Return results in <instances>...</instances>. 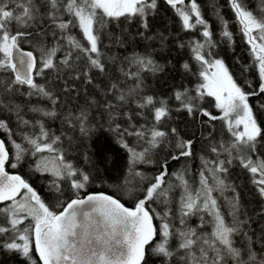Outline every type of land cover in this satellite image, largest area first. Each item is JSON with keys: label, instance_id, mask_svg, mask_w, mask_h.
Instances as JSON below:
<instances>
[{"label": "snow or ice", "instance_id": "6c2138e0", "mask_svg": "<svg viewBox=\"0 0 264 264\" xmlns=\"http://www.w3.org/2000/svg\"><path fill=\"white\" fill-rule=\"evenodd\" d=\"M166 2L175 9L184 30L191 31L198 28L202 30L199 36L189 39L187 47L191 48L194 59L200 66L199 77L203 82L196 86V97H188L186 102L187 90H185L183 93L177 91L175 98L181 101L189 114H193L194 109L197 108V105L192 103L193 100L197 98L203 100L205 95L213 97L215 107L223 112L224 118L235 113V119L228 121L229 131L234 140L228 145L223 143L220 145V149H223L228 155L227 160L219 158L220 149L216 146L211 148V151L217 154L215 160L206 159L203 156L200 158L203 162V168L199 172L200 187L195 190L194 194L190 191L189 182L185 180L183 174H175L177 180L180 181L179 187L183 189L179 197L180 224L187 225L186 217L207 210L212 217L211 235L199 233L196 227L173 231L172 226L166 222L169 213L165 212L162 218L165 222L161 226L162 239L155 244L152 251L162 254L164 257L178 255L183 264H264V255H258L253 250V237L248 230L244 229L245 225L251 229V217L245 213V218L241 219L238 215L240 212L239 203L229 201L231 205L229 214L232 216V223H227L220 211L217 199L213 196L215 191L223 194L224 191L231 189V185L227 184L223 178L224 174L228 173V168L225 165L239 160V164L251 173L252 183L256 186L260 197L264 198V157L258 153V145L264 140V130L259 126L249 103L250 97L264 95V17L258 19L254 16L252 11L247 10L243 0H229L231 10L241 26L242 34L250 45L254 57L252 68L255 69L259 81L256 85L249 84L248 87L251 91H246L234 79L225 62L217 58L218 53L213 51L218 47V43L214 39L210 24L204 18L197 0H191L188 5H185V0H166ZM157 5L158 0H47L48 11L41 13L34 0H0V73L10 71L14 74V79L0 77V80L3 81L0 84V111L14 115L22 126L30 125L31 121L22 115V105L25 104V101L16 99L17 96H22L27 97V103L30 105L29 111L41 113L45 117L56 116L55 111H48L36 104H31L33 96L38 99H47L53 105L57 103L58 99L45 85L34 82V76H43L45 69H58L59 65H63L70 70L69 76L75 71L77 79L80 76H86L87 83H92L88 72L80 70L81 64L78 62L82 61L84 57L79 53H84L87 57L83 65L84 68H88L90 64L91 68L105 72V65L101 62L103 55L101 38L98 35L99 30L106 26L105 18L119 20L121 17L138 16L142 18V27L148 30L147 17L154 14ZM65 13L71 19H64ZM45 15L50 18L51 24L58 28L61 34L57 37L56 31L49 32L43 25H37L36 34L38 36L46 37L50 34L54 40V46L39 48L41 56L37 58L33 51L23 50L21 43L32 42L29 38L33 37L34 33L29 29L34 27V22L38 17L43 20ZM216 15L222 25L220 35L231 41L233 35L228 30V21L220 14L219 10L216 11ZM14 25L17 26L15 30H13ZM72 28H79L87 41V46L71 33ZM254 30L259 31V36L253 35ZM139 34L145 40L158 39L161 44L167 40L163 34L155 37L145 35V33ZM62 41L66 42V49ZM116 43L122 47L125 46L123 39L117 38ZM180 46L186 47L183 43ZM61 51L64 52V55L57 63L56 58ZM74 53L76 54L74 55ZM93 54L95 55L93 56ZM112 59L115 62L118 58ZM123 62H127L129 66L128 71H125L123 67L120 68L125 80L114 77L118 83H113L112 89L119 87L120 94L116 96L114 92L113 95L119 101L126 102L128 97L135 94L141 87L143 81L140 79V74L142 71L155 72L161 69L153 59L152 53H149L147 49L143 54L134 51L130 56L125 55L121 60V63ZM133 67H135V71L131 70ZM183 68L190 70V65L184 63ZM129 78L132 80V85L125 83ZM24 86H27L29 91H23ZM142 99L144 102H138L137 107L152 106L156 124H159L162 118L168 115V108L163 101L160 102L159 107H156L153 96L146 95ZM92 103L97 108L101 107V104L95 100ZM104 106L109 110V124L111 125L118 113L111 111L113 105L110 101H105ZM91 107L92 105L88 104L86 97L84 104L77 105L68 111L65 120L69 123L78 122L81 133L87 135L90 130L88 124ZM260 107L264 108V103H261ZM201 111L202 115L208 116L210 119H217L208 111ZM138 115H144V113H138ZM129 120L131 121V117ZM36 123L40 126L39 136L32 138L24 134L23 139L31 146L30 154L36 158V171H49L48 165L40 162L43 157L37 154L43 153L45 150L52 152L53 144L60 138L55 137L51 143H40L39 140L48 137L49 133L41 121L38 120ZM241 125L243 131L233 130ZM0 130L8 134L9 142L13 148V151L10 152L5 141L0 140V202H12L8 208L3 210L6 212L10 210L11 213L9 221L11 227L0 226V234L10 233V236L2 241L3 247L20 253L21 257L25 258L29 264H37L30 254V242L34 233L35 251L42 264H141L146 255L145 246L154 238L152 217L146 210L145 204L158 197H164V203H169V192L171 188L175 187L171 184L162 187L166 183L165 176L168 175L167 159L162 165L163 171L155 175L154 182H151L144 190L145 195L135 203L134 210L124 207L118 200L110 196L89 195L86 200L72 199L63 208V211L57 214L46 206L37 192L20 175L10 174L6 170V166L16 169L28 150L12 138L13 132L7 120L0 119ZM108 130L116 132L119 142L130 153V165H135L137 162L151 163L150 160L145 159L149 148H145L143 152L135 151L124 143L125 133L129 136L139 137L151 148H155L162 143L163 138L168 136L167 132L158 130L156 125L147 127L145 124H141L137 128L132 123L128 128L121 129V125L116 124L115 128L110 126ZM171 132L179 138L180 133L176 128H172ZM193 143L192 140H178L176 147L180 151L173 154L171 159L179 160L182 156L193 155ZM252 153L256 154L255 158ZM206 172L211 175L215 182L214 185L209 184ZM51 175L53 176L52 186L61 194L62 188L59 183L61 180H70L71 188L75 189L77 193L85 188L90 180L87 174L78 173L71 163L62 162V166L51 169ZM136 175L143 176V173L137 172ZM232 190L235 191V189ZM18 197L19 199H17ZM85 204H91L93 211L98 212L102 217L105 226L103 235L93 234L89 231L90 214L87 212L84 213L85 223H77L76 209ZM28 218H31L34 223L20 228L19 225ZM200 222L201 226L205 223L203 216L200 217ZM236 235L246 239V248L237 247L234 240ZM173 237H178L180 240L176 253L168 247L169 241ZM257 242L264 248V225L261 226V235ZM114 245H123L124 250L118 251Z\"/></svg>", "mask_w": 264, "mask_h": 264}, {"label": "trees", "instance_id": "16d2710c", "mask_svg": "<svg viewBox=\"0 0 264 264\" xmlns=\"http://www.w3.org/2000/svg\"><path fill=\"white\" fill-rule=\"evenodd\" d=\"M258 7H252L253 0L249 5H245L247 10L252 11L253 15L258 19L264 17V2L259 0ZM45 2L44 9H40L41 13H47V0ZM202 9L204 18L209 22L211 31L214 34V38L219 36L222 25L219 17L216 15V11L219 10L220 14L228 21V30L232 33L235 39L233 46L230 44L218 43V47L213 49L218 53L217 58L222 59L225 62L226 67L233 75L234 79L243 86L246 91H251L248 87L249 84H258V76L254 68H252L253 55L251 53L250 45L246 42V38L243 36L241 26L238 24L234 12L231 10L229 0H197ZM188 2H186L185 5ZM181 7V6H179ZM64 19H71L66 13ZM107 21L106 26L99 30L98 35L101 38V62L105 65V72H101L99 69L91 68L90 64L88 68H84L83 65L87 60L84 53H79L84 59L78 63L81 64V71H87L91 76L92 83H87L86 76H80L76 78V72L73 71L69 76V69L63 65H59L56 69H45L43 76H34V82L43 84L51 91L54 97H57V103L53 105L51 101L47 99H38L33 96L31 98V104H36L39 107L47 109L48 111H55L56 116L45 117L41 113L29 111L30 105L27 103V97L17 96V101H25L22 105V115L25 119L31 121L28 126H22L16 120L14 115L7 113L6 111H0V119H5L9 122V127L13 132V139L17 143H20L22 147L28 151L25 153L23 160L16 169L6 166V170L10 173L20 175L29 185L37 192L42 201L50 210L59 213L62 208L70 200L83 196L87 193H104L110 195L119 200L123 205L127 207H134L139 198H143L145 195V189L154 182V177L148 181L143 180L142 177L136 175L138 166L144 164V162H137L135 165H130V153L119 142V138L116 132L109 131V127L115 128L116 124L121 125V129L128 128L130 124L134 123L137 128L141 124H145L147 127L156 125L158 130L165 131L168 136L163 138L162 143L158 144L155 148H151L144 140H141L137 136H129L126 133L123 136L124 143L133 148L137 152H143L145 148H149L147 157L151 158L150 168L156 173L163 171L162 165L164 161L168 160V175L165 176V187L167 182H171V185L175 187L171 188V194H169V201H177L180 204L179 197L183 192L182 187H179L180 181L177 180L175 174H183L185 180L189 182L190 191L195 193L199 185V172L196 169L203 168V163L199 166L196 164L198 158L202 156L206 159L215 160L217 154L211 151L213 146L220 149L221 143L228 145V137L234 140L232 133L229 131V120L235 119V113L230 117L224 118L223 112L215 107V101L212 97L205 95L203 100L199 98L192 101L197 104V108L194 109L192 116L186 113V110H174V104L181 103L176 100L175 94L177 91L185 92V90L191 91L194 97L196 94V86L203 81L199 77L200 66L194 59V54L191 48L187 47L188 41L193 36H199L201 29H194L186 31L182 28V21L176 14L175 9L167 6L162 0H158L157 9L154 14H150L147 17L149 29L145 30L142 27V18L121 17L119 20L105 18ZM43 25L49 32L56 31L57 37H59L60 30L55 28L51 24L49 17L45 15L43 20L39 17L34 22V27L29 29L33 31V37L29 40L21 43V48L27 51H33L34 55L39 58L41 52L39 48L41 46L52 47L54 46L53 37L49 34L46 37H40L36 34V26ZM16 25L13 26V30L16 29ZM71 33L80 40L82 44L87 46V41L84 39L82 32L79 28H72ZM139 33H145V35L159 36L163 34L167 37V40L161 44L158 39L145 40ZM117 38L125 41V46L122 47L116 43ZM67 48L65 41H62ZM181 43L186 47H181ZM145 49L149 53H152L153 59L160 67V71L150 72L142 71L140 79L143 81L140 88L137 89L135 94L128 97L127 101H119L116 96L120 94V88L112 89L113 83H118L114 77H119L120 80H125L120 72V68L123 67L125 71L129 70L127 62L121 63L122 58L125 55H131L134 51L143 54ZM229 49V50H226ZM76 53H74L75 55ZM64 55L61 51L58 53L56 61ZM95 54H93L94 56ZM112 58H118L113 62ZM188 63L190 70H185L183 64ZM131 70L135 71V67ZM195 73V74H193ZM0 77H11L14 79L13 74L8 72L0 73ZM3 81L0 80V84ZM126 84L132 85V80L129 78L125 81ZM23 91L27 92L29 89L24 86ZM126 91V89H125ZM116 93V96L113 93ZM146 95L153 96V101L156 107L160 106V102L163 101L168 108V115L163 117L159 124H156L154 120V108L148 106L146 108L137 107V103H143V97ZM87 97L88 104L92 105L90 108V121L88 124L89 132L87 135L81 133L78 122L73 121L69 123L65 120V115L70 109H74L77 105L84 104ZM189 96H185L187 102ZM97 101L101 104L100 108H97L93 101ZM105 101H110L113 105L112 112L118 113L115 120L109 124V110L104 106ZM199 105L201 108L199 109ZM249 103L253 108L254 115L258 121L259 126L264 130L263 122L258 115L259 110H264L260 107L261 103H264V95L260 97H250ZM201 110L208 111L212 116L217 119H210L208 116L202 115ZM185 111V113L183 112ZM138 113H144V115H138ZM78 115V112L76 113ZM131 117V121L129 120ZM41 121L44 124L45 130L49 133L48 137L41 138L40 143H51L52 139L59 137L60 139L53 144V151L37 154L43 159L40 161L42 164L51 165L54 167L49 168V171H36L35 163L36 158L30 153L32 151L31 146L23 139V135L27 134L32 138H37L40 133V126L36 121ZM102 125V126H101ZM223 128L226 132L227 139L222 141L216 138L213 133L220 134L222 132L220 128ZM172 128H176L180 133L179 138L171 132ZM237 131V128L233 129ZM239 131V130H238ZM0 139L5 141L6 147L10 152L13 151L12 145L9 142L8 134L3 130H0ZM178 140H192V153L189 157H181L179 160H172L173 154L179 153L180 149L176 147ZM29 145V146H25ZM258 153L264 157V140L258 145ZM253 158L256 154L252 153ZM220 159H228V155L223 149H220ZM63 163H71L74 169L80 173L83 172L90 177L89 182L85 188L79 190L77 193L75 189L71 188L70 180H61L59 183L62 188V194L58 193L52 186L51 181L53 176L51 175V169L58 166H62ZM228 168V173L224 174L223 178L226 183L231 185V189L226 190L221 194L219 191L213 193L214 198L217 199V203L220 206V211L224 216L227 223H232V216L229 214L231 211V205L229 201L238 202L240 205V212L238 215L241 219H244V214L247 213L251 217V229L244 226L245 230L249 231V234L253 237V250L258 255H264V248L257 242L258 237L261 235V226L264 225V198H261L256 186L252 183V175L244 169L239 160L234 161L232 164L225 165ZM140 167V166H139ZM209 184L214 185V181L210 174L206 172ZM75 178V177H74ZM73 178V179H74ZM82 180V177H80ZM232 189H235L233 191ZM24 190H22L23 192ZM238 193V200H237ZM19 199V197L17 198ZM158 202V203H157ZM12 203V202H10ZM161 203V204H160ZM164 197H158L154 200L147 201L145 207L149 211L154 226L156 228V238L154 241L146 247V255L141 264H167L168 260L161 254H157L152 251L157 242L162 239L161 226L165 222L162 220L166 210H171L170 205H165ZM9 203L0 205V226L10 228L9 223L11 219V213L4 214L2 211L4 208L9 207ZM159 213V215H157ZM169 215L166 218L172 229L180 224V221L173 222L170 218L172 211L168 212ZM260 214V215H257ZM204 217L205 223L201 226L200 217ZM186 227H196L199 233H207L209 236L212 232V217L206 210L199 212V215L186 217ZM34 223L31 218L23 221L20 228ZM185 226V225H183ZM209 229V231H208ZM10 233L0 234V264H29V262L22 258L20 253L10 251L2 246V241L7 239ZM34 235L32 234L30 242V254L37 261V264H42L39 255L35 251ZM237 247H247L246 239L240 235L234 237ZM169 259V258H168ZM169 261H172L170 258Z\"/></svg>", "mask_w": 264, "mask_h": 264}, {"label": "bare ground", "instance_id": "6f19581e", "mask_svg": "<svg viewBox=\"0 0 264 264\" xmlns=\"http://www.w3.org/2000/svg\"><path fill=\"white\" fill-rule=\"evenodd\" d=\"M246 1V4L247 5H249V3H250V1L251 0H245ZM260 1L259 0H253V2H251L252 3V7H258V3H259ZM245 4V3H244ZM245 4V5H246ZM246 5V6H247ZM219 33H221V29H220V31H219ZM218 43L219 42H221V43H227V44H230V45H228V46H233V43L235 42V39H238V37H235V38H233L231 41H228V40H226V39H224L221 35H219V36H217V37H215L214 38ZM226 50H229V49H226ZM187 96H189V97H194V95H193V93L191 92V91H188L187 92ZM197 105V104H196ZM198 106H199V109L201 108V105H199V103H198ZM174 107H175V111L176 110H186V113H185V111H183L185 114H188L189 116H192V114H189V112L187 111V108H185V107H183V105L181 104V103H175L174 104ZM258 115H259V117L261 118V121L263 122V127H264V110H259L258 112ZM221 129V131L222 132H219L220 134H218V132L217 133H213L214 135H215V137L216 138H219V140L221 139L222 141H225V139H227V135H226V132H225V130L221 127L220 128ZM227 141H228V143H230L231 141H232V139H230L229 137H228V139H227ZM25 146L27 147V146H29V145H26L25 144ZM189 157V156H188ZM146 160H150L151 161V158L149 157H147V159ZM152 162V161H151ZM203 162H202V160L200 159V158H198V161H196V164L199 166L200 164H202ZM149 165H151V163H144V164H140L139 166H138V171L139 172H142L143 173V176H140V177H142L143 178V180H145V181H148V180H150L151 179V176H153V177H155V175H156V173L152 170V168H150L149 167ZM196 172H200V169L198 170V169H196ZM199 174V173H198ZM172 182V181H171ZM167 183H169V181L167 182ZM170 184V183H169ZM171 191V190H170ZM172 193V192H171ZM171 193H169V194H171ZM0 242H1V240H0Z\"/></svg>", "mask_w": 264, "mask_h": 264}, {"label": "water", "instance_id": "95a60500", "mask_svg": "<svg viewBox=\"0 0 264 264\" xmlns=\"http://www.w3.org/2000/svg\"><path fill=\"white\" fill-rule=\"evenodd\" d=\"M163 1L165 2V4L170 6L166 2V0H163ZM185 1H187V0H185ZM10 174H13V173H10ZM89 195H107V194H104V193H91V194H86V195L82 196L81 198L86 200ZM107 196H110V195H107ZM110 197L113 198V199H116V198H114L112 196H110ZM6 202H9V201L0 202V204L6 203ZM70 202H71V200L68 203H70ZM118 202H120V201L118 200ZM66 206H67V204L64 207H66ZM123 206L126 207L125 205H123ZM127 208L130 209V210H134L135 209V207L134 208L127 207ZM61 211H63V209ZM86 212L90 214V222L88 224L89 231L91 233H93V234H101V235H103V232L105 231V226L103 224L102 217L100 216V214L98 212H94L93 211V206L91 204H85V205H82L81 207L76 209V214H77L76 215V220H77V223L78 224H84L85 223L84 213H86ZM151 222H152V220H151ZM152 225H153V222H152ZM153 229H154V225H153ZM77 231L79 232L80 230L78 229ZM154 237H155V230H154ZM151 242L152 241H150V243ZM146 246H145V248H146ZM114 247H117L118 251H123L124 250L123 245H120V246H115L114 245Z\"/></svg>", "mask_w": 264, "mask_h": 264}, {"label": "rangeland", "instance_id": "374dc122", "mask_svg": "<svg viewBox=\"0 0 264 264\" xmlns=\"http://www.w3.org/2000/svg\"><path fill=\"white\" fill-rule=\"evenodd\" d=\"M45 0H34V2H35V4H36V6L39 8V9H44V7H45V2H44ZM190 2L191 1H188V3L187 4H190ZM243 3H245L246 4V1L245 0H243ZM47 8V7H46ZM253 35L254 36H259V31L258 30H254L253 31ZM213 98V97H212ZM214 99V98H213ZM214 101H215V99H214ZM243 131V126L241 125V126H239V128H237V131ZM54 167V165H53V163L51 164V165H48V168H53ZM169 183H171V182H169ZM169 183H167L166 185H165V187H167L168 185H169ZM172 191V190H171ZM170 191V192H171ZM169 192V193H170ZM158 203V202H157ZM178 202L177 201H175V202H173V201H169V203H167V204H165V205H170L171 206V210H169V211H172V213L173 214H171V216H170V218L172 217V221L173 222H178V221H180V214H179V207H180V204H177ZM9 204H11V203H9ZM161 204V203H160ZM10 206V205H9ZM8 208V207H7ZM4 209H6V208H4ZM3 209V210H4ZM2 210V211H3ZM167 212H169L168 210H166ZM207 211V210H206ZM4 212V214H7V213H9L10 212V210L9 211H3ZM197 216L199 215V213H197L196 214ZM186 219V218H185ZM180 229H185L186 230V225L185 226H183V225H181V224H177V227H174L173 228V231H178V230H180ZM208 231H209V229H208ZM33 235H34V233H33ZM34 238V237H33ZM179 242H180V240H179V238L178 237H173V238H171L170 239V241H169V245H168V247H169V249L171 250V251H173L174 253H176V251H177V245L179 244ZM162 255V254H161ZM163 256V255H162ZM167 258V257H166ZM171 258L172 259V261H169V259ZM167 258V264H183V262L182 261H180L179 260V257H178V255H174L173 257H168Z\"/></svg>", "mask_w": 264, "mask_h": 264}]
</instances>
